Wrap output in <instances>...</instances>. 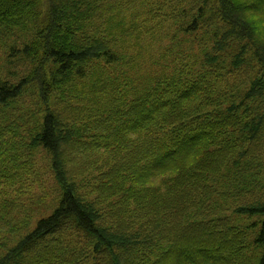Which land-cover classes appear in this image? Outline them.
I'll use <instances>...</instances> for the list:
<instances>
[{
    "label": "trees",
    "instance_id": "trees-1",
    "mask_svg": "<svg viewBox=\"0 0 264 264\" xmlns=\"http://www.w3.org/2000/svg\"><path fill=\"white\" fill-rule=\"evenodd\" d=\"M146 1L0 0V264H264V0ZM141 18L190 47L128 88ZM38 151L58 190L30 230Z\"/></svg>",
    "mask_w": 264,
    "mask_h": 264
},
{
    "label": "rangeland",
    "instance_id": "rangeland-1",
    "mask_svg": "<svg viewBox=\"0 0 264 264\" xmlns=\"http://www.w3.org/2000/svg\"><path fill=\"white\" fill-rule=\"evenodd\" d=\"M161 1L162 0H147L146 1L147 3L145 2L143 5L146 11H149L152 9L157 10V8H159L158 6L160 5ZM153 22L148 21L147 23H145L142 19L143 25L141 28L147 29V28L153 27V24H154L155 26L154 32H152L150 34L151 36H148V37L147 35H144L142 39H145V40L144 41L140 40L139 44L140 43L142 44H140L138 47L134 46L135 43L137 42L136 39L133 42H129L130 43L129 47L133 48L131 50H133L135 54H137L139 51L143 53L149 52L155 55L157 57V60L159 58L161 59L158 61V65H155L154 61H157V60H155L150 54H147V56H151V58L146 57L145 55L144 59L146 58V61H145L146 63L139 69V73L137 71L133 73V79H135L136 81L135 83H132L131 86H128V88H133V86L142 85L144 82L142 77L146 76L148 73L156 69H160L163 72V74H170L173 67L177 66L176 64H178L177 61L174 63V61L178 57H188V56H184L188 53L187 49L190 47V44L186 43V41L184 42V48L181 49L180 53L168 51V46L170 44V38L172 37L174 33V30L171 27L170 23L165 22L163 25L161 24V26H158V24H156L155 22L153 23ZM14 39L16 38L12 37L10 40L6 41L5 43L0 41V71L5 72V73L9 69L8 65H10L9 60H7L8 55L6 52L8 51H6V48L11 45ZM17 40L19 44V42H21V39H17ZM149 60L153 62V64L155 65V68L151 69V64L148 62ZM170 61H173V64H169ZM14 69L15 68H12L11 70L14 71ZM123 69L124 68L120 69L119 73H121ZM18 73L21 74V72H18ZM120 88L122 92L127 91L128 89L124 86V84H121ZM126 96L130 98L132 96L131 92L129 93V95L127 94ZM14 108H17L20 111H23V110H26L27 108L34 109L35 107L32 104V101L29 97H24L21 101L16 103V105H14ZM49 164H50V160L48 156L45 155L43 152L38 151V153H36V156L34 158V164H33L34 169L37 173L36 175L37 180L32 179L33 181L31 183L32 184V188L30 189L31 191H29L25 196H23V198L25 199L24 201L26 205H33L39 201H41V203L34 205L32 208H28L27 209L28 211L25 210L27 211V213L29 212L31 213L27 217H25L26 222L25 223L23 222L20 224V226H23V227L27 226L30 230L34 228L36 221L41 216L44 215L45 217L49 215L51 211L54 209V207L56 206L54 200H55V197H57L58 189L51 175ZM93 177L95 176L93 175L90 176V178H93ZM261 178H262V182L260 183V188L257 190V196L261 197L262 199H260V201L264 203V177H261ZM159 182L160 181H155V185L158 186L160 184ZM9 191H11V189H9ZM1 197L11 198L12 193L10 192L8 195L4 193L0 196V198ZM235 221L237 220L235 219ZM236 223L242 224L243 222L238 221ZM249 239L252 240V238H249ZM256 256L257 255L254 254L253 257L251 258V261H253V263L256 261Z\"/></svg>",
    "mask_w": 264,
    "mask_h": 264
}]
</instances>
